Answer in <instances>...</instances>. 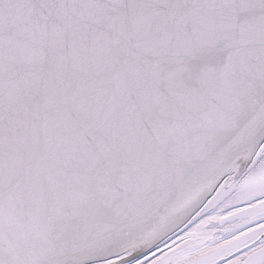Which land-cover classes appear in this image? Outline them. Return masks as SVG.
<instances>
[{
    "label": "snow or ice",
    "instance_id": "6c2138e0",
    "mask_svg": "<svg viewBox=\"0 0 264 264\" xmlns=\"http://www.w3.org/2000/svg\"><path fill=\"white\" fill-rule=\"evenodd\" d=\"M0 264H264V0H0Z\"/></svg>",
    "mask_w": 264,
    "mask_h": 264
}]
</instances>
